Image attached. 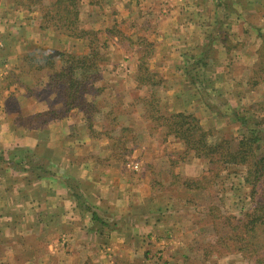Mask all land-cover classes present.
<instances>
[{
  "label": "rangeland",
  "instance_id": "obj_1",
  "mask_svg": "<svg viewBox=\"0 0 264 264\" xmlns=\"http://www.w3.org/2000/svg\"><path fill=\"white\" fill-rule=\"evenodd\" d=\"M0 1L2 20L8 17L22 19V15L10 9V6L17 5L16 2L23 4L27 0ZM118 1L95 0L94 5L83 6L82 21L90 35L71 37L85 44L73 45L71 52H60L76 56H84L85 51L90 54L92 46H96L92 45L90 38L96 37L105 60L101 67L102 80L96 82L102 91L93 97L105 108L128 114V124L136 130L137 141L128 147L133 151L126 156L124 163L118 161L119 155L114 147L111 148V140L106 135H92L88 122L85 124L87 134L107 142L100 145L104 158L116 160L124 165L122 167L134 172L133 179L125 183L123 189L135 196L136 202L134 200L131 210L128 209L129 214L125 219H129L119 222L126 228L121 236V242L125 239L126 247L119 251L117 260L113 258L112 250L103 248L100 251L91 245L87 248H62L53 253L45 243L52 238L54 231L44 232L46 237L42 238L38 228L28 239L36 245L28 243L29 246L23 247L21 252H16L19 248L10 247L9 255H0V264H264V226L260 225L258 228L261 230L252 232L246 226L256 215L262 214L257 204L264 200V177L253 191V187L246 183L243 167L231 166L217 178L215 165L197 158L195 153L186 154L184 150L187 146L183 141L166 136L165 128L156 127L152 119L145 117L142 99L152 97L156 91L160 97L157 98L160 100L158 109L197 115L204 130L211 131V139H234L245 132V128L234 120L235 114L230 108L237 109L247 117L258 118L264 132V17H261L264 15V0H255L259 1L256 2L260 7L259 12H245L247 21L261 29V33L257 30L241 32L242 25L229 29L224 12L233 11L234 3L238 0H225L226 11L219 4L221 0L213 5L210 3L211 7H206L205 12L207 19L204 21L202 17L201 25L185 21L192 16L189 15L190 7L184 5L185 0H171L170 4L166 0H128L123 1L122 5ZM116 4L121 6V11H118ZM18 6L28 13L27 20L36 22L42 18L39 11ZM186 10L187 14L183 12ZM214 13L218 22L213 29L208 17ZM234 31L240 35L237 36ZM217 35L221 38H217ZM199 37H205L208 42L202 49L198 47ZM183 38H188L189 44H181ZM221 41L224 49L219 46ZM203 50L209 54L206 84L210 88L206 93H201L190 84L184 68L188 54L200 55ZM147 53H151L146 58L150 71L158 74L165 87L163 83L139 85L136 78L134 83L131 82L132 68L136 67L138 73L139 59ZM64 65V62L58 63L59 67ZM22 75L27 76L26 82L31 80L29 74ZM35 76H39L37 72ZM32 95L39 98L36 93ZM39 101L47 106V100L40 98ZM74 113L81 115L79 111ZM255 121L253 119V123ZM99 129L102 131V127ZM118 129V126L113 130L111 128L110 135L119 138ZM135 151L136 158L132 159ZM109 164L108 160L102 162L103 167ZM145 176L149 181L142 179ZM196 180L200 182L195 183ZM184 183L187 186L184 187ZM148 190H151L150 193ZM133 207L137 209L136 212ZM128 221L138 224L128 225ZM134 226L136 229H133ZM79 227L73 226L80 230ZM56 235L53 240L58 239ZM84 240L92 243L86 236ZM41 242L45 245H41ZM98 253L103 254L104 260L98 259Z\"/></svg>",
  "mask_w": 264,
  "mask_h": 264
},
{
  "label": "crops",
  "instance_id": "obj_2",
  "mask_svg": "<svg viewBox=\"0 0 264 264\" xmlns=\"http://www.w3.org/2000/svg\"><path fill=\"white\" fill-rule=\"evenodd\" d=\"M123 1L128 0H119L118 4L122 5ZM166 1L171 3V0ZM185 1L187 2H184V5L190 7L189 15H192L185 21L197 22L199 25L202 23V17L204 21L207 19L206 7H211L210 3L213 5L214 2H220L218 0ZM224 1L221 0L219 4L226 11L227 5ZM256 2L255 0H238L234 3L233 11L224 12L229 29L242 25L241 32L257 30L261 33V29L252 26L245 17V12L260 11ZM1 3L0 1V8ZM129 5L136 7L135 4L129 3ZM17 7L19 9H15ZM10 9L22 15V19L5 17L6 19L2 20V16L0 18V154L10 160L8 163H1L0 168V255H9L10 247L19 248L16 252L23 251V247L32 244L28 241L30 234L39 228L42 238L46 237L44 232L49 233L52 230L53 236L57 233V240H53L52 236L45 243L53 253L62 248H87L91 245L100 251L103 248L112 250L113 258L117 260L119 251L126 247L125 239L121 242V236L126 228L124 229L119 222L122 220L126 222L129 219L125 217L128 216V209L131 210L132 202L135 200V196L127 194L123 186L131 182L134 172L122 167L124 165L116 160L104 158L100 145L107 142L87 134L86 120L80 109L73 108L65 117L49 119L44 123L39 120L32 125L30 121L33 123L32 119H40V114L46 111L48 106H43L39 101L40 98L29 93L24 85L28 78L22 75V64L28 54L42 56L54 51L69 50L71 52L73 45L79 43L83 45L85 42L58 34L52 29H41V19L36 22L27 20L28 13L18 4H13ZM117 9L121 11V6L118 5ZM183 12L187 14V10ZM208 18L210 27L214 29L218 22L216 13ZM213 18L214 22H212ZM182 29L184 30V27ZM211 31L210 29V33ZM234 33L237 36L240 35L235 31ZM217 38L221 36L217 35ZM199 39L198 47L202 49L208 42L205 37H199ZM189 41L188 38H183L181 44H189ZM222 42L219 46L224 49ZM87 54L88 51H85L84 55ZM131 73L129 78L134 83L137 75L136 67L132 68ZM10 103L16 104L15 111L12 110ZM73 111H79L81 115L73 114ZM100 127L101 125H96L94 128L100 132ZM18 148L30 150V154H33L37 160L33 164H25L28 158L24 159V156L16 155L15 151ZM135 158L136 151L132 159ZM41 159L52 173L39 178L38 170L33 168ZM105 160L110 163L107 167L102 165ZM68 177L75 179L79 184L80 192L87 203L107 222L111 221L110 225L113 228H109L108 234L107 230L104 234H100L87 225V222H83L84 214L78 205V200L70 193L64 182ZM142 179L149 181L146 176ZM147 186L146 183V191ZM150 191L148 190L149 193ZM132 209L135 212L137 210L135 207ZM74 224L80 226V230L73 228ZM129 224L136 226L138 222L133 221L132 224L128 221ZM135 226L133 229H136ZM84 236L92 243L84 240ZM45 244L41 242V245ZM97 256L98 259L104 260L102 253H98Z\"/></svg>",
  "mask_w": 264,
  "mask_h": 264
},
{
  "label": "trees",
  "instance_id": "obj_3",
  "mask_svg": "<svg viewBox=\"0 0 264 264\" xmlns=\"http://www.w3.org/2000/svg\"><path fill=\"white\" fill-rule=\"evenodd\" d=\"M94 2L95 0H49L48 2L45 0H27L23 4L16 3L24 5L29 11L42 13L41 29H54L70 37L83 38L87 34L90 35L91 32L84 29L82 8L83 6L94 5ZM90 40L92 45L96 44V46H92L90 54L84 56L55 51L42 57L31 53L24 58V64H22L23 74H29V77H31V80L24 83V85L30 94L36 93L42 100H47L46 104L48 106V109L40 114V119H32L33 123L32 121L30 123L34 125L39 120L44 123L49 119L62 118V116H67L66 114L71 109H80L89 124L91 134L96 137L106 135L111 140V148L114 147L119 155L118 161L126 163V156L133 151L128 147L136 143L137 133L128 124V114L124 115L120 112H114L113 109L108 107L105 108L93 97L102 91V89H98L96 82L102 80L101 67L105 58L100 51L102 47L97 46L96 37L90 38ZM206 51H201L200 55L188 54L187 63L184 67L185 75L190 84L196 86L201 93H206V90L210 88L206 84L209 71V54ZM150 54L147 53L139 59L140 65L136 80L139 85L143 86L164 84L163 80L157 77L158 74L150 71V67L146 63V58H149ZM57 59H60V61H57ZM60 62H64L65 65L59 67L58 63ZM36 72L39 76H35ZM256 84L258 83H254V85ZM155 92L152 97L145 96L142 98L145 117L152 119L156 123V127L165 128L164 133L166 136H173L179 141H183L187 146V149L184 150L186 154L195 153L197 158L205 159L215 165L217 178L220 177L221 172L230 169L231 166L243 167L247 176L246 183L253 187V191L264 177V132L260 128L261 122L258 121L259 119L247 117L245 114L238 112L237 109L230 108L235 114L234 120L245 128V132L234 139L229 137L211 139V131L204 130L197 115L172 110L163 112V108L158 109L160 100L157 98L160 97ZM10 106L15 111L16 104L10 103ZM253 119L257 121L253 123ZM99 122H102L101 132H97L94 128ZM20 125L24 126L25 124L20 123ZM117 126L120 129L119 138L110 135V129L113 130ZM98 133L99 135H97ZM135 133L136 135L133 136ZM15 152L16 155L24 156V159L28 158L25 164H33L37 160L33 154H30V150L18 148ZM8 162L10 160L0 154V168L1 163ZM33 169L38 170L39 178L49 176L52 173L44 162L38 161ZM202 180L206 182L205 179ZM191 181L194 180L191 179ZM64 182L67 184L70 193L78 200V205L84 214L87 225L100 234H104L109 229L108 227L113 228L87 203L75 179L68 177L65 178ZM198 182L200 180H196L195 183ZM185 186L187 185L184 183ZM257 205L262 214L256 215L252 222L251 220L248 222L246 226L251 228L250 232L261 230L258 227L260 225L264 226V200L259 201ZM249 223H251V226H248ZM252 251L256 250L252 249Z\"/></svg>",
  "mask_w": 264,
  "mask_h": 264
}]
</instances>
